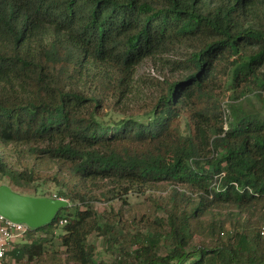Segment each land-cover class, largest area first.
<instances>
[{"label":"trees","instance_id":"1","mask_svg":"<svg viewBox=\"0 0 264 264\" xmlns=\"http://www.w3.org/2000/svg\"><path fill=\"white\" fill-rule=\"evenodd\" d=\"M252 1L0 0V182L33 197L49 184L69 204L3 262L264 264V21ZM145 61L159 78L136 77ZM146 192L164 194V217L94 208Z\"/></svg>","mask_w":264,"mask_h":264},{"label":"rangeland","instance_id":"2","mask_svg":"<svg viewBox=\"0 0 264 264\" xmlns=\"http://www.w3.org/2000/svg\"><path fill=\"white\" fill-rule=\"evenodd\" d=\"M249 16L255 22L264 21V0H253L249 6ZM161 65L159 63L153 64L152 61H145L138 69L136 73L137 78H159L161 76ZM255 106V105H254ZM127 107V105H126ZM3 184V182H0ZM38 193L46 194L47 197H53V186L49 184L43 183H36ZM164 195L163 193H152L146 192L143 196H131L128 199V204L122 206L120 201H112L110 203H95L94 208L97 212L102 213L104 210L112 208L115 212L122 211L124 219L128 222H131L133 219L135 220H146L149 219L151 222L155 218L164 217V212L162 209H159L155 206V202L159 200L160 196ZM29 196V195H28ZM260 218V212L258 209L254 212L252 216V221ZM228 230V226H226ZM146 230L141 228V231L138 233L140 236L146 234ZM136 233V231H132L131 234ZM202 241V237L195 238V244H198ZM208 239H205V244L207 243ZM15 243L12 244L9 250H11L15 245L22 244L23 240L14 241ZM90 242L96 248V256L99 258L100 261L111 262L115 257L116 253L114 250H110L107 248L106 242L102 238L98 237H91ZM57 249V247H53L52 250ZM51 250V249H49ZM49 252V251H48ZM115 253V254H114ZM48 254V253H47ZM192 260V259H191ZM6 261V260H5ZM4 261V262H5ZM3 264H34L27 262L26 260L17 261V262H9Z\"/></svg>","mask_w":264,"mask_h":264},{"label":"water","instance_id":"3","mask_svg":"<svg viewBox=\"0 0 264 264\" xmlns=\"http://www.w3.org/2000/svg\"><path fill=\"white\" fill-rule=\"evenodd\" d=\"M67 207L69 204L66 200L23 195L13 191L7 184H0V215L30 229L50 225L56 214Z\"/></svg>","mask_w":264,"mask_h":264},{"label":"built area","instance_id":"4","mask_svg":"<svg viewBox=\"0 0 264 264\" xmlns=\"http://www.w3.org/2000/svg\"><path fill=\"white\" fill-rule=\"evenodd\" d=\"M62 223L60 222V224ZM28 229L26 225L13 223L0 215V264H2L12 244L15 243L14 241L22 240ZM260 235L264 236V220L260 226Z\"/></svg>","mask_w":264,"mask_h":264}]
</instances>
